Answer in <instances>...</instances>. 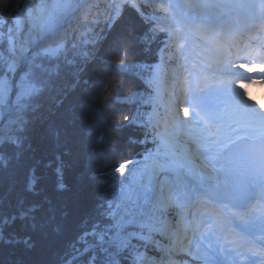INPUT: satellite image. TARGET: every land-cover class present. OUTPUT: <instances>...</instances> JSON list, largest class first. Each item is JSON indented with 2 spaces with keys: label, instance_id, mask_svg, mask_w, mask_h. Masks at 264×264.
Here are the masks:
<instances>
[{
  "label": "snow or ice",
  "instance_id": "1",
  "mask_svg": "<svg viewBox=\"0 0 264 264\" xmlns=\"http://www.w3.org/2000/svg\"><path fill=\"white\" fill-rule=\"evenodd\" d=\"M111 6L139 49L129 70L148 109L142 147L165 194L147 264H264V0Z\"/></svg>",
  "mask_w": 264,
  "mask_h": 264
},
{
  "label": "trees",
  "instance_id": "2",
  "mask_svg": "<svg viewBox=\"0 0 264 264\" xmlns=\"http://www.w3.org/2000/svg\"><path fill=\"white\" fill-rule=\"evenodd\" d=\"M25 1L0 0V31ZM97 2L101 11L67 37L75 40L71 45L35 60L42 65L28 76L37 92L24 101L20 128L0 141V264L131 259L119 239L128 242L140 225L111 239L109 204L140 164L148 109L129 70L139 55L131 29L109 25L111 0ZM121 33L125 39L118 42ZM90 41L95 46L80 45Z\"/></svg>",
  "mask_w": 264,
  "mask_h": 264
},
{
  "label": "rangeland",
  "instance_id": "3",
  "mask_svg": "<svg viewBox=\"0 0 264 264\" xmlns=\"http://www.w3.org/2000/svg\"><path fill=\"white\" fill-rule=\"evenodd\" d=\"M96 1L92 0L89 3L92 8L85 13L87 9L89 10L86 5L88 0H26L12 23L6 24L5 30L0 31L2 49L0 52V141L10 131L20 128V119L26 106L24 101L37 92L36 85L29 76H26L27 72H30L28 70L32 58L37 53L55 56L57 52L63 50L65 43L71 45L75 40L63 39L73 33L70 32L73 23L69 26L71 19L65 22L67 29H63V34L62 26L57 34H54L55 29L73 11L75 12L73 17H77L76 13L80 9L81 23L84 24L89 20L87 15H93L95 8H98L95 6L93 9ZM40 64L42 65L39 62ZM145 159L146 162L140 167L136 165L129 174L128 180L123 185L125 188L121 187L120 191L124 188L122 198L115 199V204L109 205L110 219L118 230H121L123 225L129 224L130 218L127 215L142 207L147 200L151 199L149 205L152 209L158 208L165 199L156 189L153 191V185L149 182L150 167L147 164V156ZM99 235L101 237L103 233Z\"/></svg>",
  "mask_w": 264,
  "mask_h": 264
},
{
  "label": "bare ground",
  "instance_id": "4",
  "mask_svg": "<svg viewBox=\"0 0 264 264\" xmlns=\"http://www.w3.org/2000/svg\"><path fill=\"white\" fill-rule=\"evenodd\" d=\"M56 30H61L60 27L58 26ZM42 40V39H41ZM80 45L85 47H90V45H94L95 46V41H90V42H86V43H81ZM93 46V47H94ZM159 191V190H158ZM161 193H163V191H160ZM144 220H150L149 218L145 217Z\"/></svg>",
  "mask_w": 264,
  "mask_h": 264
}]
</instances>
